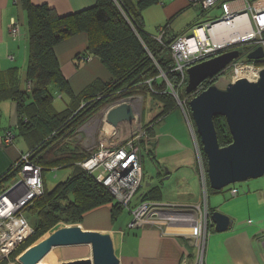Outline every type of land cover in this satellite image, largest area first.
<instances>
[{
  "label": "trees",
  "instance_id": "16d2710c",
  "mask_svg": "<svg viewBox=\"0 0 264 264\" xmlns=\"http://www.w3.org/2000/svg\"><path fill=\"white\" fill-rule=\"evenodd\" d=\"M157 1L96 0L93 7L66 16L58 15L47 4L25 5L29 18L31 52L28 75L29 79L35 81L36 87L32 96L25 92V95L17 97L22 117L20 132L32 146L28 154L30 162L40 166L43 175L47 170L60 168H70L71 174L51 189L45 181L43 194L33 198L20 210L19 214L27 219L28 212L34 215L31 224L34 232L17 247L14 254L23 252L61 222L81 223L87 213L106 205L111 206L114 220L123 212L125 207L92 173L81 166L80 163L91 157L92 153L69 142L91 118L117 101L151 95L162 107L159 116L144 125L149 134L154 136L152 124L178 106L170 83L180 99L186 101L190 111L189 102L199 92L188 94L186 90L181 91L187 75L181 85L182 74L174 70L171 54V44L177 37H169L167 28L164 43H161L144 29L141 11ZM201 14H204L203 10ZM83 31L89 35V45L81 56H97L109 69L112 78L106 83L95 79L81 92L75 93L60 70L54 47ZM253 62L257 67L264 65V61ZM218 78L215 76L205 80L200 85L203 87L200 92L216 83ZM53 83L60 91H66L71 96L68 107L63 111L54 108V96L50 88ZM30 96L34 102L26 104ZM214 122L221 146L230 144L233 137L226 118L218 115L214 117ZM198 142L205 167L207 193L217 192L219 190L210 186L208 160L199 135ZM150 151L153 153V149ZM15 173L17 171L12 167L0 177V193L3 191L2 184ZM161 198V188L155 186L142 194L140 201H159ZM208 209L210 213L215 211L213 207ZM4 260H0V264H4Z\"/></svg>",
  "mask_w": 264,
  "mask_h": 264
},
{
  "label": "crops",
  "instance_id": "0c3cea01",
  "mask_svg": "<svg viewBox=\"0 0 264 264\" xmlns=\"http://www.w3.org/2000/svg\"><path fill=\"white\" fill-rule=\"evenodd\" d=\"M27 3L37 6L47 4L58 15L66 16L93 7L96 0H0V177L15 167L20 158L32 150L31 144L20 132L22 117L17 100V97L25 95V92L32 96L36 87L35 81L29 79L28 75L31 52L29 18L25 6ZM191 7L196 6L191 5L188 0H158L141 11L145 32L155 36L158 28L164 25L168 26L169 37L182 36L183 34L179 35L178 30H174L173 27L177 18ZM14 20L18 21L22 28L16 38L10 34ZM196 24L197 22L194 25ZM192 26L191 24L189 29ZM88 45L89 35L83 31L66 38L54 47L60 70L75 93L81 92L95 79L106 83L112 78L109 69L97 56L90 55L87 58L81 56ZM256 47L252 45V48ZM23 80H26L25 86ZM63 92L69 96L67 108L71 96L66 91ZM31 96L26 104L34 102ZM54 108L56 109L55 105ZM162 120L160 119L158 124ZM158 126L154 125L153 143H156V146L151 145L153 153L150 151L152 149L143 147V151L150 152L157 161L154 167L157 177L163 175L162 179L171 181L168 191L173 193L182 189V183L187 180H190L191 191L184 193L198 195L203 192L202 169L199 163L195 167L194 160L198 154L193 147L195 143L193 144L191 129L187 122L162 125L160 129ZM9 132L14 134L10 143L5 140V135ZM168 165L169 170L166 172L165 168L167 169ZM17 173L12 179L16 178ZM149 175L144 167L143 155V183L145 181L150 183L147 178ZM251 180L253 179L242 181L245 183L239 182L241 185L235 183L226 186L210 194L206 191L207 206L228 215L233 222L227 231L218 232L210 219L203 264H264V184ZM153 187L155 186H151ZM151 188L142 191L141 187L134 205L140 201V196ZM234 190L236 192H233ZM161 191L164 197L162 188ZM159 201L173 203L163 199ZM196 205L204 206V203ZM119 216L114 220L111 206L106 205L87 213L78 224L87 230L110 234L120 264L197 263V249L183 235V231L175 227H168L163 231L157 225L146 223L139 228L130 229L128 225L133 217ZM56 255L62 254L50 251L42 260L47 262V259ZM78 256V259H84L81 257L84 255ZM63 257L75 258L71 255Z\"/></svg>",
  "mask_w": 264,
  "mask_h": 264
},
{
  "label": "built area",
  "instance_id": "2783aa9c",
  "mask_svg": "<svg viewBox=\"0 0 264 264\" xmlns=\"http://www.w3.org/2000/svg\"><path fill=\"white\" fill-rule=\"evenodd\" d=\"M188 1L191 5L200 6L204 12L219 8L222 10V16L217 20L198 23L192 28V34L178 36L171 44L174 70L182 74L181 84L186 80V69L191 65L236 49L239 45L251 44L264 47V0ZM167 28L168 26H160L153 37L164 43ZM21 30L19 22L14 20L10 29L11 36L18 37ZM253 49L251 48L250 51ZM246 60L231 64L236 73L232 81L239 78L238 71L245 66L260 69L253 61L249 63ZM222 75L224 72L217 77ZM202 88L199 86L193 93L197 91L200 93ZM173 93L184 112L187 125L192 129L194 124L186 107V101L180 99L177 90L173 89ZM127 101L123 99L105 108V116L112 106ZM141 121L142 112L138 116L136 110L135 120L130 126L121 124L116 127L108 121L111 130L105 133V141L101 142V146L91 157L82 162V166L92 173L122 206L129 209L133 217L128 225L130 229L139 228L145 223L157 225L163 231L168 227L192 229V233H183V235L197 249L196 264H203L210 222L207 201L204 206L174 205L154 200L139 201L134 205L137 193L143 185V147L150 149L154 139ZM13 138V132L5 135V140L9 143ZM197 143L195 151L202 169L206 196L205 168ZM14 169L18 171L16 178L3 183V191L0 194V205L3 207L0 209V260L7 259L19 244L33 234V226L19 212L25 204L44 192L45 180L42 169L30 162L28 154L20 158Z\"/></svg>",
  "mask_w": 264,
  "mask_h": 264
},
{
  "label": "water",
  "instance_id": "95a60500",
  "mask_svg": "<svg viewBox=\"0 0 264 264\" xmlns=\"http://www.w3.org/2000/svg\"><path fill=\"white\" fill-rule=\"evenodd\" d=\"M240 56L241 52L233 49L188 67L186 92L192 94L205 80L225 72ZM247 59L263 61L264 47L257 46ZM189 107L207 156V175L213 189L264 176V66L260 67L256 80L240 77L224 87L211 84L190 100ZM218 115L226 118L233 137L226 146H221L218 139L214 122ZM106 117L116 127L131 125L135 109L123 102L112 106ZM210 219L218 232L227 231L233 222L220 211L211 213ZM73 245L91 246L92 257L60 264H120L112 236L84 229L80 224L58 227L25 249L19 259L22 264H39L54 247Z\"/></svg>",
  "mask_w": 264,
  "mask_h": 264
},
{
  "label": "rangeland",
  "instance_id": "374dc122",
  "mask_svg": "<svg viewBox=\"0 0 264 264\" xmlns=\"http://www.w3.org/2000/svg\"><path fill=\"white\" fill-rule=\"evenodd\" d=\"M201 10L202 9L200 6H196V7H191V9L184 12L183 15L179 16L177 18V20L175 21V26L173 27L174 30L177 29L179 32V35H182V34L183 35L184 34L190 35V34H192V30H191L192 27L189 29V26L191 24L194 25L196 22L198 24L201 22H206V21L211 20V19L217 20L222 16V10L219 8H215L213 10H205V14H201L200 13ZM251 48H252L251 44L237 46L236 49L241 52L242 56L239 57L238 59H236L235 61L236 62L237 61L245 62V60L247 59L248 52L250 51ZM245 68H247V67H245ZM252 68H254V67H252ZM254 69H256V68H254ZM233 76H236V73L233 70V65H231L228 69L225 70L224 75H222L217 80H215L216 84L224 87L227 85V83H229L233 80ZM253 80H256V79H253ZM23 82H24L23 84L25 86L26 80H23ZM187 85H188V74H187V81H186L185 85L181 88V91H183V90L185 91ZM172 87L175 89V87L173 85H171V83H170V89H172ZM51 92L54 96V105H55L56 109L63 110L64 108H66L67 102L69 101V96L64 92H61L59 90V88L57 87V85L54 83L51 85ZM129 99L134 100L130 104L133 107H135V110H136V113L138 114V116H140L141 112H142V121L141 122L145 126L147 124H150L151 121H153L155 118H157L161 112V109H162L161 103L156 101V99L151 95H149L148 97L146 96V98L143 97L142 95H138V96H134V97H131V98H128L125 100L127 101ZM190 114L192 117L191 111H190ZM160 119H163V120L158 124ZM160 119L152 124V125H159L158 129L162 128V125H166V124H168V125L169 124H172V125L175 124L176 125L177 123H183V124L186 123L184 112H183L181 106H179V104L169 114L163 116ZM192 120H193V118H192ZM192 124H194V123H192ZM110 125L111 124L106 119L105 110H102L100 113H98L93 118H91L87 123H85L78 130L77 134L74 135L72 141H69V142H71V144L73 146L79 145L84 151L91 152L93 154L94 152H96L99 149V147L101 146V142L105 141V133L107 131L111 130ZM128 126H130V125H128ZM155 128H156V126H155ZM164 128L166 129V127H164ZM193 128H194V130H192ZM193 128L192 129L190 128V129L192 131L191 137L193 140V144L195 143L193 145V147H195L196 143L198 142V135L199 134L196 130L195 124H194ZM19 137L21 138V136H19ZM21 139H23V138H21ZM26 149H27V146H26ZM143 155H144L145 170L147 172H149V174H150L149 175L150 177L147 176V178H149L148 182H150V183H147L145 181L142 185V191H146V189L151 188V186L158 185V186H161V188L164 192V197L162 196L161 199L169 201V202H173V203H168V204L196 205V204L205 203V201L207 199V195L205 196L203 183H202L203 192H200L198 195L196 193H193V194L184 193L187 191H191L190 180H187V181L182 183V185H181L182 189L176 190L175 193L170 192V191H168V188L171 185V181L162 179L164 177L163 175L161 177H159V176L157 177V175L155 174L154 170H156V169H154V167H155V164L157 165V161H155V159L153 158V155H151L150 152H147L146 150L143 151ZM192 162H193V160H192ZM194 163H195V167H196V165H198V163L200 165V161H199L198 156L195 157ZM172 165H173V163H172ZM203 165H204V163H203ZM168 170H169V165H168L167 169L165 168L166 172ZM70 173H71L70 168H60V169H56V170L50 169V170H47L44 172V174H45L44 179L46 181L48 188L51 189L54 186H56L59 182L68 178L70 176ZM251 181H254L255 183L260 182V183L264 184V176H261L260 178H257V179H253ZM242 183H245V182H242ZM242 183L237 182V185H241ZM196 206H198V205H196ZM28 213H29V215H27L28 221L30 222V224H33L34 215H32L30 212H28ZM122 216H124L123 218H126V217L130 218L132 215L130 214V211L128 208H124V210H123L122 214L119 216V218ZM66 225H73V224H65V223L61 222L58 226L53 228L51 231L46 233L44 236L49 235L54 230H56L58 227H62V226H66ZM16 249L17 248H15V250ZM14 251L10 254V256L7 259H5L3 261L4 264H22L19 258L25 250L19 254L18 253L14 254ZM51 251L52 252H59V254H62V255H56L54 258H49V259H47L48 260L47 262H44L45 260H41V262L39 264H60L63 261H67V259H69V260L78 259L79 258L78 255H84V256H81L84 258L92 257V248L89 245H73V246L60 247V248L54 247ZM66 252L69 254H65ZM65 255L66 256L71 255L72 257H75V258L63 257ZM65 258H67V259H65Z\"/></svg>",
  "mask_w": 264,
  "mask_h": 264
},
{
  "label": "bare ground",
  "instance_id": "6f19581e",
  "mask_svg": "<svg viewBox=\"0 0 264 264\" xmlns=\"http://www.w3.org/2000/svg\"><path fill=\"white\" fill-rule=\"evenodd\" d=\"M245 67H247V68H245ZM245 67L243 69H239L238 75H237L239 78L240 77H246V78L251 79V80L258 78V76H259V70L258 69H254V68H252V66H245ZM132 101H134V100L133 99H129L127 102L128 103H132ZM0 209H3V207L1 205H0ZM16 223L19 224L20 221H16ZM178 230L183 231L182 233H188V232L192 233L193 232L192 229H185V228H181V229H178Z\"/></svg>",
  "mask_w": 264,
  "mask_h": 264
}]
</instances>
